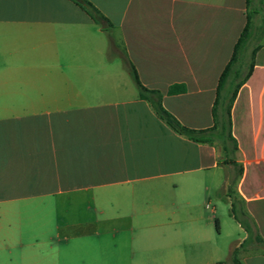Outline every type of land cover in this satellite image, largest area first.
<instances>
[{"label":"crops","instance_id":"crops-1","mask_svg":"<svg viewBox=\"0 0 264 264\" xmlns=\"http://www.w3.org/2000/svg\"><path fill=\"white\" fill-rule=\"evenodd\" d=\"M87 1L111 26L73 0H0V122L12 123L0 129V251L35 249L9 233L20 211L42 208L65 234L49 244L58 256L16 264H211L218 248L204 209L227 185L219 149L178 135L138 95L127 99L132 78L107 62L104 34L118 35L110 45L167 111L205 130L247 0ZM253 2L260 25L264 0ZM174 85L186 91L168 94ZM231 115L242 166L235 198L261 240L235 248L242 264H264V41Z\"/></svg>","mask_w":264,"mask_h":264},{"label":"trees","instance_id":"trees-1","mask_svg":"<svg viewBox=\"0 0 264 264\" xmlns=\"http://www.w3.org/2000/svg\"><path fill=\"white\" fill-rule=\"evenodd\" d=\"M73 1L77 5L83 7L96 23L101 25L102 22H105L108 27L111 26L110 22L89 1ZM252 2L253 0H247V22L245 28L234 46L230 61L219 78L216 98L212 108L214 122L212 128L196 130L182 125L175 116L163 107L162 93L157 90H149L145 88L139 79V75L134 65L126 56L123 57L129 74L138 89L139 98L147 101L157 117L165 122V124L178 135L184 136L197 143L218 146L223 155V159L220 158L219 160L224 161L226 164H231L236 168L234 183H236L242 175V166L237 162L238 143L232 132L231 110L238 96L239 90L253 74L255 56L260 50L261 43L264 39V16L261 24L256 25L254 22L256 12L252 15V12L250 11ZM262 5L263 0H259V6L262 7ZM185 91L186 88L183 85H174L168 90V94H181ZM241 206L242 202L236 198L231 201V216L247 234V238L242 243V246H244L246 242L260 243L261 240L258 238L251 219L242 210ZM216 225L218 228V221H216ZM237 253L238 249H235L232 253V262L233 264H242L237 257Z\"/></svg>","mask_w":264,"mask_h":264},{"label":"rangeland","instance_id":"rangeland-1","mask_svg":"<svg viewBox=\"0 0 264 264\" xmlns=\"http://www.w3.org/2000/svg\"><path fill=\"white\" fill-rule=\"evenodd\" d=\"M250 11L252 12V15L256 12L254 2L251 3ZM261 15H264V11ZM262 19L263 17H259L256 20V23L261 24ZM104 36L105 39L110 40L111 36L114 39L118 35L112 30L106 29ZM109 40H108L109 48L105 55L107 62L116 66H120L121 68H125V70H127V65L125 64L123 56H121L118 52H116V50L113 49V47L110 45ZM116 45L119 46V43L118 44L116 43ZM128 83H129L128 84L129 89L126 91V94H128L127 99H131L138 95V89L132 79H130ZM11 125L12 123L0 122V129L9 128L11 127ZM218 149L220 152V158L223 159L221 150L219 147ZM237 160H239L238 157ZM221 165L226 167V174L225 172L222 171L220 180H224L226 175L227 185L225 186L223 191L221 187H219L218 190H215L213 192L211 200H206V205H208V209H204V210H205V216L211 217L212 219L211 228L213 233H215L216 235V244L218 248V251L213 259L214 261H212L213 263L211 264H218V263L233 264L232 253L236 249L235 246L239 243H242L243 240L247 238V234L245 233L244 230H240L238 223L231 216V204L226 202L225 200V197H229L231 201L235 198L234 178L236 176V168L233 167L231 164H226L224 161L221 162ZM29 214H30V220H29V224H27L28 222L27 216ZM20 216H21L20 219H18L20 220V225H21L19 226L20 230H14L10 232L9 236L11 237V239L12 238L14 240L23 239L25 241L35 240L39 244H37L34 250L29 248L24 250H20L17 248L4 249L3 251H0V260H3L5 263L8 262L9 260H12L16 264L19 261L23 259L26 260L28 258L37 259V260L57 258L58 251H56V249L50 250L49 244H53L54 247H57V245L59 244H63L64 243L63 237L65 234L64 233L61 234L58 231H56L54 216L51 213L50 214L45 213L42 210V208L35 211L28 209H26L24 212L20 211ZM66 217L69 223H74L77 220L75 217L74 210H71L66 215ZM95 220L97 221L96 225H98L100 223H103L105 219L102 217H96ZM16 221H14L12 224H17ZM146 221L147 224H151L154 221V219L146 218ZM216 221H218V226H219L218 228L216 225ZM16 227L17 225H15L13 229H17ZM75 234L76 233L69 232L67 233L66 236L70 237V241H74L76 240ZM246 244H249V242H246ZM184 245H185L184 246L185 252H187V242H184ZM237 257L239 258L238 253H237ZM191 262H193L191 259L187 258L185 260V264H193Z\"/></svg>","mask_w":264,"mask_h":264}]
</instances>
